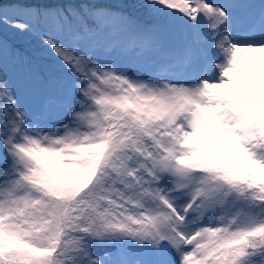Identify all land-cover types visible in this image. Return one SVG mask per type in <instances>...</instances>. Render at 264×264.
Instances as JSON below:
<instances>
[{
	"label": "snow or ice",
	"instance_id": "1",
	"mask_svg": "<svg viewBox=\"0 0 264 264\" xmlns=\"http://www.w3.org/2000/svg\"><path fill=\"white\" fill-rule=\"evenodd\" d=\"M0 264H264V0H0Z\"/></svg>",
	"mask_w": 264,
	"mask_h": 264
},
{
	"label": "rangeland",
	"instance_id": "2",
	"mask_svg": "<svg viewBox=\"0 0 264 264\" xmlns=\"http://www.w3.org/2000/svg\"><path fill=\"white\" fill-rule=\"evenodd\" d=\"M11 41V37L9 38ZM26 47H28L29 49V55L33 58L38 60L40 63L48 65V66H52L51 65V61L48 60L43 54H42V50L36 46L35 44H29L26 45Z\"/></svg>",
	"mask_w": 264,
	"mask_h": 264
}]
</instances>
